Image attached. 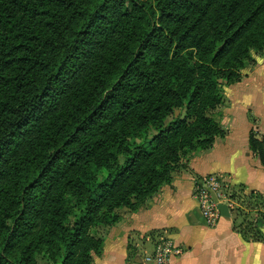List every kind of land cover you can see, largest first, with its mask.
Returning a JSON list of instances; mask_svg holds the SVG:
<instances>
[{
	"label": "trees",
	"instance_id": "16d2710c",
	"mask_svg": "<svg viewBox=\"0 0 264 264\" xmlns=\"http://www.w3.org/2000/svg\"><path fill=\"white\" fill-rule=\"evenodd\" d=\"M157 1L0 0V264H28L23 246L37 229L64 264L99 250L91 226L131 195L150 198L194 141L205 137L204 148L220 134L202 119L164 125L172 99L191 115L203 103L194 66L186 70L180 55L203 47V69L229 56L206 75L209 98L216 85L238 83L232 56L243 52L239 66L252 42L264 44V0ZM148 126L157 135L149 138ZM249 149L264 166V136L251 132ZM143 167L141 182L129 184ZM256 227L235 229L255 241Z\"/></svg>",
	"mask_w": 264,
	"mask_h": 264
},
{
	"label": "crops",
	"instance_id": "0c3cea01",
	"mask_svg": "<svg viewBox=\"0 0 264 264\" xmlns=\"http://www.w3.org/2000/svg\"><path fill=\"white\" fill-rule=\"evenodd\" d=\"M225 101L226 136L207 152L188 157L170 186L113 227V256L99 264H147L144 258L163 238L182 251L169 264H264V226L261 239L245 240L235 229L232 206L216 226L208 227L194 197L198 183L218 176L234 190L264 198V166L249 149L251 132L264 136V61L226 89Z\"/></svg>",
	"mask_w": 264,
	"mask_h": 264
},
{
	"label": "rangeland",
	"instance_id": "374dc122",
	"mask_svg": "<svg viewBox=\"0 0 264 264\" xmlns=\"http://www.w3.org/2000/svg\"><path fill=\"white\" fill-rule=\"evenodd\" d=\"M148 1V0H147ZM152 2V6L155 7L157 4V0H150ZM216 7L212 8V11H216ZM211 11V12H212ZM210 12V13H211ZM209 18V17H207ZM207 18H202L200 20L204 21ZM201 29H203L205 32H207V41L210 42L207 47L212 46V38L213 33L215 32V29L211 32V21H206L201 23ZM217 45H220L218 48L219 50L223 48L224 41H220L217 43ZM260 49H258L257 47ZM251 47L249 48V51L245 53L244 57L241 58V63L239 62V66L237 64L238 59L242 56L243 52L241 50H237L236 53L232 56L233 63L236 62V66L239 67L238 71V78L241 80L243 79V76L252 69L253 66H255L258 63H261L264 61V44L259 43H251ZM256 47V49H255ZM258 49V50H257ZM171 58V57H170ZM204 58H208L207 54L204 52L203 47L188 49L185 52H183L180 55V59L183 61L185 69L191 68V64L194 66V68H191V72H193L192 78L194 80L193 89H195L200 97V100L203 101L202 104L198 105V111L195 115H191L190 111L188 110L187 103H183L181 106H177V103L179 99H172V106L167 109L165 114V118L163 119L164 125H168L169 123L173 122L174 120H181L184 121L183 123L185 128L192 127L198 120H207L212 125L216 126L218 130H220V134L215 137L211 143V145H206L204 148H201L199 144H202L207 139L205 137H201L194 141L196 144V147L193 149V151H187L185 150L183 154H181L179 161L176 163V165L173 166V170L171 172V178L168 185L164 184L161 186V189L158 190L157 193L152 195L150 198L142 201L141 195H131L129 199V205H121L120 207L116 209L108 210L109 215L107 214L106 217H103V220L105 222H98L95 223L91 228L88 230V238L93 240V242H98L100 245V249L97 250L95 246H90L89 250L87 251V256L85 257L84 249H82L80 252L82 253V257L75 256L71 258V262L69 264H99L101 260L108 255L113 256V227L115 225H120L126 221V217L128 215L132 216V214L140 212L146 205H148L149 201L153 199L156 195H158L160 192H162L165 188L171 185L172 180L175 176V174L182 169V164L185 160L188 159L191 155L195 154H201L203 152H207L210 150L215 142L217 140L223 139L226 136V130L223 128L222 123L225 121V115H226V101H225V91L228 88L227 86H215L214 88V94L216 95L219 102L212 105V102L214 101V98L216 97H207L208 94L211 92V89L209 88V82L207 80L206 75L208 74L209 70L215 69L218 70L219 67H221L223 64L229 61V56L224 55L223 57L220 56L218 62L216 64H212L209 66V68L203 69L202 66L205 64L201 62ZM173 60H177V58H173ZM173 70L175 67H172ZM195 69V70H194ZM221 71V75H222ZM237 79V78H236ZM237 83V82H236ZM234 83L233 85H235ZM232 86V85H231ZM137 92L134 94L136 95ZM137 96V95H136ZM144 96V95H143ZM206 107H209L206 108ZM138 117H133L134 121H137ZM211 125V124H210ZM207 125V126H210ZM147 133L149 138L154 137L157 135V131L152 127H147ZM184 135V132L182 133ZM182 135V136H183ZM204 144V143H203ZM188 149V148H184ZM122 158L119 157V161L122 162ZM143 167L138 171L137 174L133 176V178L130 180L129 184H134L136 181L137 184L141 182V180L144 178L143 175ZM232 192V206H233V216L234 220H236L237 224L239 225V228L241 231H245L247 229L250 230V228H253L255 225L261 228L257 225V223H264V198L263 197H257V198H251V195H246V192L243 189H237L234 190L231 189ZM236 204V205H234ZM106 210L103 211V213ZM113 213L116 216V221L113 224ZM261 232V229L258 230ZM158 238V237H157ZM156 238V239H157ZM161 238V236H160ZM159 238V240H160ZM165 239V238H163ZM24 250H27L30 260L28 264H64L63 263V257L60 256V247H57L53 245V242L51 239H48L46 233L43 229H37L36 231H32L31 236L26 241V244L23 246Z\"/></svg>",
	"mask_w": 264,
	"mask_h": 264
},
{
	"label": "built area",
	"instance_id": "2783aa9c",
	"mask_svg": "<svg viewBox=\"0 0 264 264\" xmlns=\"http://www.w3.org/2000/svg\"><path fill=\"white\" fill-rule=\"evenodd\" d=\"M232 188L221 177L208 176L195 187L194 197L200 216L208 227H214L221 219L220 205L232 207ZM182 255L181 249L170 240L161 239L154 246L153 252L144 258L147 264H169L171 258Z\"/></svg>",
	"mask_w": 264,
	"mask_h": 264
},
{
	"label": "water",
	"instance_id": "95a60500",
	"mask_svg": "<svg viewBox=\"0 0 264 264\" xmlns=\"http://www.w3.org/2000/svg\"><path fill=\"white\" fill-rule=\"evenodd\" d=\"M219 211H220V213H221V215H222V212L223 211H227V207L225 206V205H220L219 206ZM224 215V214H223Z\"/></svg>",
	"mask_w": 264,
	"mask_h": 264
}]
</instances>
